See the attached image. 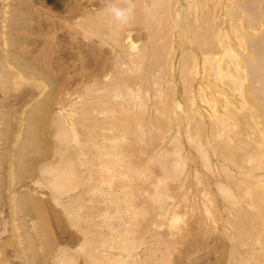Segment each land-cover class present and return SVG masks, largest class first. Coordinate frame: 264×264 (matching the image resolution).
<instances>
[{
    "label": "rangeland",
    "instance_id": "1",
    "mask_svg": "<svg viewBox=\"0 0 264 264\" xmlns=\"http://www.w3.org/2000/svg\"><path fill=\"white\" fill-rule=\"evenodd\" d=\"M22 1L0 0V264H67V251L76 252L84 237V231L77 227L75 220L71 219L67 210L69 206H72L76 196L84 199L85 206L90 207L95 204L103 205L102 207L109 206L107 208L112 213L116 212V217H119V211L113 210L125 208L124 212L128 210L131 212L126 215L130 217L128 222H131L133 218L135 220V211L144 212V215L138 216L146 227L144 228L148 232L145 230L144 232L147 234L144 233L142 236L133 233L130 236L125 232L126 234L120 237L121 233L119 235L114 232V235L118 236L110 237V242L114 239L115 241L109 243L108 247L104 248L98 243V249L95 251L99 256L106 258L103 259L105 262L122 259L120 261L126 264H264V167L262 166L264 165V140H262L264 132L263 134L260 132L264 131V125L255 124V127L250 123L251 127L243 125V128L249 126V130L237 124L233 126L235 121L230 118V113L225 108L227 101L224 99H229L232 105L238 107L237 111L241 109L239 105L247 101L242 98V88L241 91L234 90L233 92L231 88L236 87L233 86L234 82L222 79V77L226 78L223 73L220 77L219 70L216 71L217 68L213 67L216 61L206 63V56L209 55L208 57L212 58L209 52L208 55L198 53L196 62L194 61L196 72L193 74V79L187 77L188 82H183L188 74L187 61L197 52H195V40L192 35L184 38L186 42L188 39V42L190 41L185 46L186 43H183L180 33L186 27L185 18L189 21L192 17V4L197 0H166L167 3L165 0H154L157 2L155 6H159L160 10L171 4L172 13L180 16H177V19L180 20L182 27L178 26L177 30L175 28L171 31L168 28L170 25L166 26V22L161 25L162 27L153 26V29L152 27L147 29L144 23L150 22L158 26V20L164 16V13L159 15L154 12L156 18L152 17L151 14L148 15V9L151 8L148 3H152V0H134L136 7L130 23L126 27L118 28L117 25L115 27L119 30H116L118 34L115 33L117 38L114 37L112 31L114 30L112 22L108 20L110 18L103 12V0H99L100 2L98 0ZM208 1L210 4L208 3L207 9L203 11L205 16L215 11L216 20L219 21L221 18L225 21L224 26L221 27L222 32L236 37L231 27L232 22L228 18L236 0ZM260 1L262 3L259 5ZM260 1L248 0L252 3V7L254 6V12L259 6L263 8L264 0ZM214 4L216 6L218 4L215 10L213 9ZM261 9L258 8V10ZM136 21L137 24H135ZM90 23L94 26H90ZM149 31L157 35V47L154 43L152 47ZM250 32L256 35L259 29L250 30ZM128 34L133 37L136 35L137 37L134 38L137 40L141 35L147 39L138 40L136 43L138 47L129 49L128 43L130 42L124 41ZM166 40L174 45L172 43L170 45ZM215 40L205 42L204 50H209L211 44L218 42ZM123 43L125 49L122 47ZM145 43L150 51L155 48L154 53L153 50L150 52L151 58L142 62L143 64H130L129 62H133V57L139 54V50L146 47ZM123 50L129 52H126L130 54L127 58L131 60L126 58ZM131 54L134 56L132 57ZM219 54L221 53L217 55ZM185 58L188 60L186 61ZM224 59H226L225 56ZM17 60L33 67L39 77H27L17 65ZM263 60L264 57L260 62L264 68ZM205 63L207 66L211 63L212 66L208 68L203 65ZM103 72L107 73L103 74ZM263 72L264 69L260 72L262 76ZM224 82L227 83L226 86ZM185 84L190 89L189 93L186 92ZM230 84L233 87L229 86ZM127 85L131 87L133 94H129ZM111 90L120 92L118 97L112 95L109 100L108 97L104 98L107 93V96H110ZM168 92H172V99ZM201 92H205L204 95ZM252 96L254 97L253 94ZM186 97L189 98L188 102L191 101L189 102L191 103L189 119L182 111L187 106ZM262 97L264 98V95ZM208 98L216 99L218 102L211 104ZM169 100L180 104L181 108H176L177 114L176 112L168 114L169 111L166 108L169 109V103H166L170 102ZM255 103L261 110L260 106L264 100L256 99ZM42 104V108L45 109L40 107ZM39 107L43 114L45 112L44 115L40 111L38 113L41 115L34 112ZM252 108L256 110L255 106ZM241 111L239 113L244 114ZM40 116L42 119H39ZM213 117L218 122L214 121ZM225 117L227 122L233 121L231 124L234 128H238L237 130L242 128L236 138L230 135L232 133L230 126H227L229 129L227 131L226 125L229 123L222 120ZM196 118L201 119V125L198 123L199 127L198 124L196 125ZM220 123H222L221 126ZM115 126L114 130L118 131L115 136L122 137L124 141L118 138L117 145L121 143L120 147L118 145L119 148L110 149L113 142L108 138L111 144L107 136L112 135L110 133L113 131L110 128H115ZM252 127L256 129L255 132ZM76 129L78 132L75 138L78 137V140L75 142L73 141V130ZM124 129L140 135V142L139 136L137 138L131 134L132 137H126L129 133L126 132L128 133L126 134ZM34 130L36 132H33ZM33 133L34 135L38 133L39 136L36 134V137ZM122 133L126 134L124 135L126 138L122 136ZM202 135L204 137L206 135L205 142L202 140ZM258 135L261 136V140ZM227 137L232 144L228 142ZM136 139L138 141H135ZM235 140L238 141L235 142ZM36 141H38L37 144ZM251 142L257 143V146L256 144L251 145ZM233 144L237 145V151H241L239 155L233 154V150H230ZM247 144L250 145L248 149ZM238 145L246 149L242 150ZM129 147L130 150L133 148V152H137V156L132 151H128ZM251 147H253L252 150ZM258 147L260 152L257 150ZM73 149L77 151L76 160L79 162L76 175L80 174L82 177L77 190H70V193L63 186L70 185L72 182ZM109 149L111 152L116 151L122 155L123 158L119 157L120 160L123 159L122 164L127 166L132 162V166L128 165L130 168L127 166L129 170L124 165L120 168L121 172H129V175L126 174L128 177L122 176L121 172H113L111 168L100 163L108 162ZM249 152L256 154L257 157H252ZM173 157L178 159L177 162L176 160H172V163L168 162ZM132 158H135L136 163H133ZM88 159H91L97 166H92ZM237 159L240 161L237 162ZM181 161L183 164L180 163ZM167 167L170 168L169 171ZM177 170H180V176L178 174V177L170 178L169 173L174 175ZM142 172L144 173L141 176ZM139 176L141 178L138 180ZM94 178L100 180L97 182ZM129 179L135 180L131 182ZM96 183L100 184L97 187L99 192L96 189V193L100 194L95 196V190L87 191V188L92 184L97 185ZM60 192L61 197L58 195ZM129 192H133L134 195ZM91 197L94 202L90 204ZM128 198L134 200L128 201ZM91 210L93 211L92 221L95 223L114 221V215L102 221L98 213L94 209ZM87 211L88 209H84L82 213ZM72 234L79 238L82 237L81 241L73 244ZM126 247L127 250H124ZM70 264L86 263L84 257H78Z\"/></svg>",
    "mask_w": 264,
    "mask_h": 264
},
{
    "label": "bare ground",
    "instance_id": "2",
    "mask_svg": "<svg viewBox=\"0 0 264 264\" xmlns=\"http://www.w3.org/2000/svg\"><path fill=\"white\" fill-rule=\"evenodd\" d=\"M22 1V0H21ZM149 1V0H148ZM151 1V0H150ZM153 2H154V0H152ZM166 1V0H165ZM165 1H163V2H165ZM174 1V0H173ZM216 1V0H215ZM214 1V2H215ZM221 1V0H220ZM233 1V0H232ZM235 1V0H234ZM251 2H252V0H250ZM258 1V0H257ZM260 1V0H259ZM22 2H24V1H22ZM21 2V3H22ZM94 2V1H93ZM98 2H100L99 0H98ZM102 2V1H101ZM148 3V4H150L149 6L151 7V8H149L148 9V11H149V14L148 15H150L151 14V16L152 17H154L155 15H154V12H155V14H159L160 15V13H162V15H163V13H164V16H162V17H160V16H157V17H160L159 18V20H158V22H159V24H158V26H155V25H152L150 22V24L152 25V26H150V24L149 23H144V25L146 26V28L147 29H151V27H152V29H153V26L154 27H156V28H158L159 26H161V25H163L165 22H166V26L167 25H170L168 28H170V31L171 30H174L176 27H178V26H180V27H182L181 25H180V20H178L177 19V16L176 15H174L172 12H173V10L171 11V9H170V7L172 6L171 4H170V6L169 7H167L166 6V8H161V10H160V8H158L159 6H155V4L157 3L156 1L154 2V3ZM178 2V1H177ZM231 2V1H230ZM166 3H167V1H166ZM192 3V2H191ZM208 3H209V1L208 0H197L196 2H194L193 1V4H192V17L189 19L188 17H187V19H189V21H187L186 20V18H185V29H181L182 30V32L180 33L181 35H180V38H182L183 39V43L185 44V46L187 45V44H189L190 43V41L188 42V40H187V42H186V40H184V38L186 37V36H189V35H192V37L194 38V42H195V52H197V54H195L193 57H191L192 56V54H191V58L187 61L186 60V58H185V60L187 61V64L186 65H188V69H186V71H187V73L188 74H186L187 76L185 77V78H187V77H189V78H192L193 77V74H194V72H196V64H194V61L196 62V60L195 59H197V57H198V53L199 54H202V53H204L203 55H206L208 52L210 53V54H212V56H210V57H212V58H209L208 56H206V63L208 64V62H210V61H216L217 63H216V65H214V63H212L214 66V68H217L216 69V71L217 70H219V75H220V77H222L221 76V74L223 73V75L224 76H226V78L224 77H222V79H226V80H229V81H233L234 83V85L233 86H236L235 88H231V87H229V88H231V90L233 91V92H235L234 90H240L241 91V88H242V93H243V97L242 98H244L246 101H247V103H245V102H243V104H241V105H239L240 106V110H242L243 112H244V114H241V113H239V111H237V109H238V107H236V106H234V104L232 105L228 100H226V99H224V101H227V104L226 103H224V104H226V110L230 113V118H232L234 121H235V123H233V126H236V124L240 127H242L243 128V125H249V123H250V125H252V126H254L255 127V124L256 125H258V124H263L264 125V103H262L261 105L262 106H260V108H261V110H259L258 108H257V105H256V103H255V100L256 99H263L264 100V98L262 97L263 95H264V75L262 76L261 74H260V72L264 69L263 68V66H262V64H261V60H262V58L264 57V5H263V8L261 9V7L259 6L258 8H260L261 10H258V8H256L257 9V11L256 12H254V10H253V7H252V3H249L248 2V0H236L235 2H234V6H233V8H232V10L229 12L230 14H228L229 15V17L228 18H230V21L232 22V24H231V27H232V29H234V33H235V36L236 37H233V36H231L230 35V33H227V32H222V29H221V27H222V25L224 26V24H225V21L224 20H221V18H220V20L219 21H217L216 20V17L214 16V13H215V11H213V12H211V13H209L208 15L210 16H205V14L203 13V11H204V9L206 8L207 9V6H208ZM217 3V2H216ZM255 3V2H254ZM262 2L260 1V3H259V5L261 4ZM97 4V3H96ZM100 4V3H99ZM148 4H147V6H148ZM160 4V3H159ZM164 4V3H163ZM210 4V3H209ZM211 4H212V2H211ZM218 4L220 5V3L218 2ZM218 4H217V6H218ZM232 4H233V2H232ZM256 4H257V2H256ZM182 5V4H181ZM227 5V4H226ZM103 6V5H102ZM179 6V5H178ZM214 6V10H215V7H217L215 4L213 5ZM257 6V5H256ZM80 7V6H79ZM135 7H136V5H135ZM160 7H163V6H160ZM191 7V6H190ZM224 7V6H223ZM226 7V6H225ZM227 7H228V5H227ZM77 8V7H76ZM83 8V7H82ZM87 8V7H86ZM176 8V7H175ZM180 8V7H179ZM181 8H182V6H181ZM188 8V7H187ZM229 8V7H228ZM173 9V8H172ZM186 9V8H185ZM209 9V8H208ZM212 9V10H213ZM255 9V8H254ZM137 10V9H136ZM176 10V9H175ZM174 10V11H175ZM74 12V14H75V10H73ZM91 11V10H90ZM182 11V10H181ZM180 11V12H181ZM186 11V10H185ZM191 11V10H190ZM78 12V11H77ZM140 12V11H139ZM142 12V11H141ZM210 12V11H209ZM220 12V11H219ZM225 12H227V11H225ZM224 12V13H225ZM82 13V12H81ZM90 14H91V12H89ZM89 13H87L88 15H90ZM137 13V12H136ZM182 13V12H181ZM188 13H189V10H188ZM187 13V14H188ZM217 13H218V11H217ZM246 13V14H245ZM84 14V13H83ZM85 14H86V11H85ZM105 14V13H104ZM190 14V13H189ZM243 14H244V16H243ZM69 15V14H68ZM87 15V16H88ZM147 15V14H146ZM106 16V15H105ZM176 16V17H175ZM109 17V16H108ZM108 17H106V18H108ZM143 17V16H142ZM152 17H151V19H152ZM178 17H180V16H178ZM227 17V16H226ZM89 18H90V16H89ZM95 18H97V17H95ZM104 17H102V20H104L103 19ZM110 18V17H109ZM155 18H156V16H155ZM181 18H182V16H181ZM223 18V17H222ZM139 19V18H138ZM138 19H136V20H138ZM147 20H148V18H146ZM227 19V18H226ZM92 20V19H91ZM108 20H111V18L110 19H108ZM107 20V21H108ZM139 20H141V19H139ZM95 22H97V21H95ZM110 22V21H109ZM108 22V24L109 25H111V23H109ZM111 22H112V20H111ZM141 22H143V21H141ZM163 22V23H162ZM230 22V23H231ZM88 22H86V24H87ZM182 23V22H181ZM182 23V24H183ZM92 23H90V26H94L93 24L91 25ZM105 24V23H104ZM131 24H132V22H131ZM135 24H137V21H136V23ZM139 24V23H138ZM96 25V24H95ZM106 25V24H105ZM112 25H113V29L115 30H112L113 31V34H114V37H116L115 36V33L116 34H118L117 33V31L116 30H118L117 28H115L116 27V25H114L113 24V22H112ZM45 26V25H44ZM184 26V25H183ZM87 27H88V25H87ZM106 27V26H105ZM108 27V26H107ZM110 27V26H109ZM118 28H121L120 26H117ZM123 27V26H122ZM124 27H126V26H124ZM130 27V26H129ZM162 27V26H161ZM163 27H165V25L163 26ZM261 27H263V29H261ZM171 28H173V29H171ZM74 29V28H73ZM88 29V28H87ZM123 29V28H122ZM254 29H259V32H258V34H256V35H253L251 32H250V30H254ZM42 30V29H41ZM93 30V29H92ZM155 30H157V29H155ZM176 30H177V28H176ZM180 30V29H179ZM73 31V30H72ZM75 31V30H74ZM77 31V30H76ZM119 31V30H118ZM153 31V30H152ZM152 31H149L150 32V34H151V44L152 43H154V45H155V47H157V35L155 36V32H153V34H152ZM168 31H169V29H168ZM122 32V31H121ZM158 32H160L159 30H158ZM163 32V31H162ZM232 32V33H233ZM120 33V32H119ZM164 33V32H163ZM233 33V34H234ZM70 34V33H69ZM76 34H78V33H76ZM106 34H107V32H106ZM139 34V33H138ZM165 34V33H164ZM163 34V37H165V35ZM167 34H169V33H167ZM166 34V35H167ZM173 34V33H172ZM112 35V34H111ZM109 36H110V34H109ZM150 36V35H149ZM160 36H162V35H160ZM177 36H178V34H177ZM114 37H112V38H114ZM119 37V36H118ZM134 37H137L136 35L134 36ZM132 35H130V34H128V35H126V37L124 38V41H129L130 43H128L129 45H128V48L129 49H131V48H135L136 46H137V42H138V40L140 41V40H142V39H145L144 38V35H141L140 37H139V39L137 40V38H134ZM162 37V39L163 40H165V38H163ZM191 37V38H192ZM117 38V37H116ZM169 38V37H168ZM171 38L173 39V36H171ZM190 38V37H189ZM126 39V40H125ZM137 40V41H135V40ZM147 39V38H146ZM149 39V40H150ZM213 39H216L218 42L216 43H214L213 45L211 44V46L209 47V50L207 49V51H205L204 50V48L203 47H206V46H204V44H205V42H209L210 40H213ZM112 40H114V39H112ZM117 40V39H116ZM115 40V41H116ZM123 40V39H122ZM148 40V41H149ZM175 40V39H174ZM192 40V39H191ZM215 40V41H216ZM167 41V40H166ZM165 41V42H166ZM122 42V41H121ZM121 42H120V44H121ZM150 42V41H149ZM168 42V41H167ZM166 42V43H167ZM214 42V41H213ZM125 43V42H124ZM124 43H123V46L122 47H124L125 45H124ZM166 43H164V44H166ZM169 44L170 43H172L171 41L170 42H168ZM193 43V42H192ZM146 44V47H142L140 50H139V54L137 55V57H133L134 56V54L132 55L131 54V56L134 58V59H132L133 60V62H129L130 64L132 63L133 65H138V64H140V63H142V62H144L145 60H148L149 58H151L149 55H150V52L153 50V48L151 49V51L148 49V45H147V43H145ZM150 44V45H151ZM173 44V43H172ZM87 45V44H86ZM122 45V44H121ZM153 45V44H152ZM151 45V46H152ZM154 45L152 46V47H154ZM158 45H160L159 44V42H158ZM171 45V44H170ZM174 45V44H173ZM191 45V44H190ZM206 45V44H205ZM31 46V45H30ZM127 46V45H126ZM145 46V45H144ZM169 46V45H168ZM168 46H167V48H168ZM85 47V46H84ZM120 47V46H119ZM122 47H120V48H122ZM138 47V46H137ZM159 47V46H158ZM172 47H174V46H172ZM172 47H171V49H172ZM190 47V46H189ZM193 47V46H192ZM126 47H124V49H125ZM166 48V47H165ZM191 48V47H190ZM239 48H241L240 50H239ZM157 49V48H156ZM170 49V48H169ZM128 50V49H127ZM176 50V49H175ZM192 50V49H191ZM154 51H155V48H154V50H153V53H154ZM164 51H165V49H164ZM121 52H122V50H121ZM123 52H124V54L127 52V53H129L128 51H124L123 50ZM162 52V51H161ZM165 52H167V51H165ZM171 52V51H170ZM185 52V51H184ZM188 52V51H187ZM192 52V51H191ZM5 53V52H4ZM126 53V58H127V56L128 55H130V54H127ZM131 53V52H130ZM218 53H221V54H219V55H217ZM122 54V53H121ZM152 54V53H151ZM163 54V53H162ZM161 54V55H162ZM168 54V53H167ZM170 54V53H169ZM173 54V52L171 53V55ZM185 54H186V52H185ZM152 55H154V54H152ZM189 55V54H188ZM122 56H123V54H122ZM130 56V57H131ZM136 56V55H135ZM170 56V55H169ZM201 56V55H200ZM224 56H225V58L226 59H224ZM124 57V56H123ZM131 57V58H132ZM228 57V58H227ZM16 58V57H15ZM129 58V57H128ZM127 58V59H128ZM152 58H154V57H152ZM165 58V57H164ZM168 58V57H167ZM104 59V58H103ZM107 59V58H106ZM111 59V58H110ZM109 59V60H110ZM126 59V60H127ZM161 59H162V57H161ZM174 59V58H173ZM129 60H131L130 58H129ZM158 60V59H157ZM201 60V59H200ZM200 60H198V61H200ZM164 61H165V59H164ZM172 61V60H171ZM221 61H223V63H221ZM264 61V60H263ZM168 62H169V60H168ZM204 62V61H203ZM17 65L24 71V73L27 75V77H31V76H35V77H39L38 76V74L37 73H35V70H34V68L33 67H30V65H27L26 63H24V62H22V61H18L17 60ZM172 63V62H171ZM197 63H199V62H197ZM206 63L205 64H203V65H206ZM143 64V63H142ZM210 65H211V63H209ZM132 65V66H133ZM210 65L209 66H207L206 65V67H210ZM16 66V65H15ZM109 66V65H108ZM108 66H104V67H108ZM131 66V65H130ZM130 66H129V68H130ZM171 66H172V64H171ZM170 66V67H171ZM212 66V65H211ZM99 67V66H98ZM138 67V66H137ZM213 68V71L215 70ZM95 69V68H94ZM105 69V68H104ZM103 69V70H104ZM171 69V68H170ZM131 70H133V68L131 69ZM104 71H107V69L106 70H104ZM166 71V70H165ZM109 72V71H108ZM167 72V71H166ZM170 72V71H169ZM168 72V73H169ZM6 73V72H5ZM4 73V74H5ZM107 72H103V74H106ZM264 73V72H263ZM102 74V73H101ZM115 75V74H114ZM171 75V74H170ZM195 75H196V73H195ZM184 76V75H183ZM34 77V78H35ZM53 77V76H52ZM105 77H107V76H105ZM118 78V77H117ZM168 78H169V76H168ZM183 78V77H182ZM189 78H187V79H185L184 80V78H183V82H188V80H189ZM127 79V78H126ZM170 79V78H169ZM173 79V78H172ZM193 79V78H192ZM191 79V80H192ZM220 79V82H221V78H219ZM6 80V79H5ZM9 80V79H8ZM47 80H49V79H47ZM168 80V79H167ZM174 80V79H173ZM172 80V81H173ZM237 80H239V81H237ZM224 81V80H223ZM228 81V82H229ZM236 81V82H235ZM116 82V81H115ZM160 82H161V80H160ZM226 82V81H225ZM224 82V85L225 84H227V83H225ZM223 83V82H222ZM230 83V82H229ZM231 84H232V82H231ZM229 85V86H232V85ZM109 85V84H108ZM130 85V84H129ZM137 85V84H136ZM222 85V84H221ZM128 86V85H127ZM132 86V85H131ZM134 86V85H133ZM169 86V85H168ZM226 86V85H225ZM225 86H223V87H225ZM232 86V87H233ZM211 87V86H210ZM215 87V86H214ZM213 87V88H214ZM219 88V87H218ZM228 88V89H229ZM128 90V92H129V94H133V91H132V89H131V87H129L128 86V88H127ZM173 89V88H172ZM185 89H186V92H190V89H189V87L187 86V84H185ZM201 89V88H200ZM212 89V88H211ZM221 89V88H220ZM227 89V87L225 88V90ZM108 90H110V89H108ZM108 90H106V92H108ZM192 90V89H191ZM203 90H205V89H203ZM215 90H216V87H215ZM168 91H172V90H168ZM201 91V90H200ZM218 91H219V89H218ZM111 92H114V93H111ZM216 92V91H215ZM225 92V91H224ZM229 92H230V90H229ZM111 93V94H110ZM110 93H109V95L110 96H107V94H105V96H104V98H107L108 100L109 99H111V97H112V95L113 96H117L118 97V95L120 94V92H117V91H115V90H111L110 91ZM126 93V92H125ZM168 93H170V92H168ZM172 93V92H171ZM168 94L169 95V97H171L170 99H172V94ZM185 93V92H184ZM202 94L203 93H205V92H201ZM224 94V93H223ZM252 94L254 95V97L252 96ZM261 94H262V96H261ZM164 95V94H163ZM167 95V94H166ZM187 95V94H186ZM204 95V94H203ZM202 95V96H203ZM207 95V94H206ZM101 96H103V94L101 95ZM201 96V95H200ZM225 96H227V95H225ZM242 96V95H241ZM110 97V98H109ZM192 97V96H191ZM194 97V96H193ZM204 98H206L205 96H203ZM103 98V97H102ZM187 98V106H185L186 108H183L182 109V111H183V113L184 114H186V116H188V119H189V116H190V113H191V103L189 104V102H191V101H189L188 102V100H189V98H190V95H189V98L188 97H186ZM226 98H228V96L226 97ZM106 99V100H107ZM209 99V101L211 102V104H212V102L213 103H215V102H218L216 99H213V98H208ZM231 99V98H230ZM244 99H243V101H244ZM184 100H186V99H184ZM191 100V99H190ZM204 100V99H203ZM206 100H207V98H206ZM127 101V100H126ZM170 102H167L166 104H168L169 103V109L168 108H166L169 112H168V114L170 113V114H174V112H176L175 114H177V107L178 108H181V106H180V104H176V101H175V103H174V101L173 102H171L172 100H169ZM232 101V100H231ZM185 102V101H184ZM258 102H260V100L258 101ZM261 102H263V101H261ZM160 103V102H159ZM234 103V102H233ZM242 103V102H241ZM44 104V103H43ZM43 104L40 106L41 108H42V106H43ZM157 104V103H156ZM165 104V105H166ZM193 104H195V103H193ZM216 104V103H215ZM238 104V103H237ZM159 105V104H158ZM164 105V106H165ZM214 105V104H213ZM218 105V104H217ZM48 106V105H47ZM47 106H46V108H47ZM162 106V105H161ZM212 106V105H211ZM256 107V110H254L252 107ZM37 107V106H36ZM40 107L39 108H37L38 109V111H36V110H34V112L36 113H38L39 111H40ZM165 107H168V105L167 106H165ZM194 107V106H193ZM44 108V107H43ZM42 108V109H43ZM131 108V107H130ZM212 108H213V106H212ZM224 108V109H225ZM35 109V108H34ZM45 109V108H44ZM254 111H253V110ZM132 110V109H131ZM167 110H165L166 112H167ZM44 111V110H43ZM130 111V110H129ZM162 112L164 111L163 109L161 110ZM241 111V112H242ZM180 112V111H179ZM36 113V114H37ZM40 113H42L41 111H40ZM40 113H38V114H40ZM182 113V114H183ZM263 113V114H262ZM37 114V115H38ZM43 114V113H42ZM44 114H45V112H44ZM43 114V115H44ZM169 114V115H170ZM193 114V113H192ZM31 115H32V113H31ZM37 115H33V116H37ZM41 115V114H40ZM43 115H42V117H43ZM166 115V114H165ZM195 115V114H194ZM119 116V115H118ZM124 116V115H123ZM168 116V115H167ZM180 116V115H179ZM229 116V115H228ZM228 116H226V117H228ZM31 117V116H30ZM42 117L40 116V118L39 119H42ZM134 117V116H133ZM169 117V116H168ZM167 117V118H168ZM218 117V116H217ZM226 117H225V119H222V120H225L226 121ZM32 118H34V117H32ZM44 118V117H43ZM117 118V117H116ZM178 118V117H177ZM180 118H182V117H180ZM179 118V119H180ZM192 118H194V117H192ZM213 118H215V117H213ZM219 118H221V117H219ZM222 118H224V117H222ZM31 119V118H30ZM38 119V118H37ZM38 119V120H39ZM188 119H186V120H188ZM229 119V118H228ZM126 120V119H125ZM178 120V119H177ZM195 120H197L195 123H196V125L199 123L200 125H201V119H195ZM37 120H35V122H36ZM138 121V120H137ZM185 121V120H184ZM183 121V122H184ZM214 121H217V119L215 118V120ZM220 121V120H219ZM229 121H231V119L229 120ZM32 122V121H31ZM133 122V121H132ZM218 122V121H217ZM227 122V121H226ZM231 122H233V121H231ZM231 122H227V123H229L228 125H226V127L227 126H230L229 128H230V131L233 133V135H232V133L231 132H229V133H231L230 135L231 136H233V138L235 137L236 138V136H237V134H238V132H239V130L240 129H242V128H240L239 130H237L238 128H234L233 126H232V124H231ZM39 124L41 123L42 124V122H38ZM170 123V122H169ZM182 123V122H181ZM202 123H203V121H202ZM223 123H225L224 121H223ZM33 124H34V122H33ZM35 124H37V122L35 123ZM35 124H34V127H36L35 126ZM149 124V123H148ZM185 124V123H184ZM198 124V127L200 126ZM226 124V123H225ZM31 125V124H30ZM112 125H113V123H112ZM121 125V124H120ZM129 125V124H128ZM133 125V124H132ZM222 125V123H220V126ZM249 125V126H250ZM37 126H39V125H37ZM41 126V125H40ZM39 126V127H40ZM122 126V125H121ZM125 126V125H124ZM216 126H217V124H216ZM248 126V127H249ZM33 127V128H34ZM111 127V126H110ZM136 127H138L137 126V123H136ZM162 127V126H161ZM215 127V126H214ZM224 127H225V125H224ZM246 127V126H245ZM243 128V129H247V128ZM251 127V126H250ZM38 128V127H37ZM118 128V127H117ZM129 128V127H128ZM139 128H141L140 126H139ZM146 128V127H145ZM220 128H223V127H220ZM253 128V127H252ZM252 128H251V130H252ZM111 129V131H113V133H110V134H112L111 136L109 135V136H107V139L109 138V139H111L112 140V142H113V145H111L112 143L110 142V140H109V142L111 143H109V145H111L110 147V149H112L113 147L115 148V147H118V145L119 144H121V143H119L118 145H117V143H118V141H119V139L120 138H122V137H116L115 136V134H116V132H118V131H116V130H114V129H116V126H115V128L114 127H112V128H110ZM200 129V128H199ZM226 129H228V127L226 128ZM258 129H259V127H258ZM30 130V129H29ZM31 130H32V128H31ZM30 130V131H31ZM39 130V129H38ZM118 130V129H117ZM120 130V129H119ZM125 130V129H124ZM127 130V129H126ZM125 130V133L126 132H128V133H126V134H128V135H126V134H123L124 132H123V130H121L123 133V137L124 138H126L127 136H131V134H132V136H134L135 134L133 133V131H132V133H131V131L129 132V130L128 131H126ZM131 130H133V128H131ZM136 130H138V128L136 129ZM215 130H216V127H215ZM215 130H214V132H215ZM223 130H225V128H223ZM248 130H249V128H248ZM247 130V131H248ZM250 130V131H251ZM253 130H254V128H253ZM261 130V129H260ZM259 130V131H260ZM69 131V130H68ZM74 131V138H73V141H75L76 142V140H78V137H77V139L75 138L76 136H77V129L76 130H73ZM110 131V132H111ZM217 131H218V129H217ZM220 131H222V130H220ZM227 131H229V129L227 130ZM226 131V132H227ZM243 131V130H242ZM256 131V129L254 130V132ZM33 132H36V130H34ZM135 132V131H134ZM200 132V131H199ZM241 132V131H240ZM249 132V131H248ZM247 132V133H248ZM254 132H253V134H254ZM261 133L262 132H264L263 130H261L260 131ZM32 133V132H31ZM121 133V132H120ZM120 133H119V135H120ZM139 133V132H138ZM201 133V132H200ZM216 133V132H215ZM215 133H213V134H215ZM219 133H222V132H219ZM244 133H246V131L244 132ZM37 135H38V133H36ZM36 134L34 135V133H33V135L34 136H36ZM41 134V133H40ZM73 134V133H72ZM202 134V133H201ZM205 134V133H204ZM218 134V133H217ZM223 134V133H222ZM225 134H227V133H225ZM243 134V133H242ZM249 134V133H248ZM257 134V132L255 133V135ZM263 134V133H262ZM124 135H126V137L124 136ZM220 136H221V134H219ZM228 135V134H227ZM247 135V134H246ZM251 135V134H250ZM264 135V134H263ZM263 135H262V137H263ZM29 136H30V134H29ZM33 136V137H34ZM39 136V135H38ZM131 136V137H132ZM135 136H137V138H138V136H139V142H140V135H138V134H136ZM134 136V137H135ZM208 136V135H207ZM229 136V135H228ZM241 136V135H240ZM239 136V137H240ZM257 136V135H256ZM258 136H260V135H258ZM32 137V136H31ZM37 137V136H36ZM35 137V138H36ZM41 137V136H40ZM39 137V138H40ZM111 137V138H110ZM205 137H206V135H205ZM204 137V135H202V140L205 142V138ZM30 138V137H29ZM38 138V139H39ZM119 138V139H118ZM228 139V142H230L229 141V137H227ZM264 138V137H263ZM33 139V138H32ZM123 139V138H122ZM135 139V138H134ZM200 139V138H199ZM232 139V138H231ZM256 139H257V137H256ZM36 140H37V138H36ZM41 140V139H40ZM71 140V139H70ZM126 140V139H125ZM207 140V139H206ZM239 140V139H238ZM237 140V141H238ZM243 140H244V138H243ZM260 140H261V136H260ZM262 140H264V139H262ZM121 141V140H120ZM122 141H124V139L122 140ZM135 141H138L137 139L135 140ZM135 141H133V142H135ZM212 141V140H211ZM236 140H235V142H237ZM241 141V140H240ZM255 141V140H254ZM257 142H258V140H256ZM255 141V142H256ZM30 142V141H29ZM33 142V141H32ZM31 142V143H32ZM37 142L38 141H36V144H37ZM226 142V141H225ZM227 142V145L229 144ZM245 142H247V141H245ZM245 142H243L244 144H245ZM262 142V141H261ZM136 143H138V142H136ZM239 143V142H238ZM29 144V143H28ZM124 144V143H123ZM223 144V143H222ZM230 144H232L231 142H230ZM248 144H249V142H248ZM247 144V145H248ZM252 144H256V146H257V143H254V142H251V145ZM261 144V143H260ZM263 144V143H262ZM32 145V144H31ZM61 145H62V143H61ZM108 145V146H109ZM117 145V146H116ZM139 145V144H138ZM226 145V146H227ZM241 145V144H240ZM243 145V144H242ZM246 145V144H245ZM122 146V145H121ZM140 146V145H139ZM219 146H221V145H219ZM230 146V145H229ZM237 145L236 144H233V146H232V149H230V150H233V154L235 153L236 155H239L240 153H241V151L239 152V151H237V147H236ZM239 146V145H238ZM249 146V147H248ZM247 146V149L248 148H250V145H248ZM256 146H253V147H256ZM264 146V145H263ZM75 147V146H74ZM119 147H120V145H119ZM118 147V148H119ZM138 147V146H137ZM221 147H223V145L221 146ZM220 147V148H221ZM228 147V146H227ZM240 147V146H239ZM243 147V146H242ZM253 147H251V150H252V148ZM132 148V147H131ZM220 148H218V149H220ZM225 148V147H224ZM228 148H231V146L230 147H228ZM241 148V147H240ZM59 149V148H58ZM109 149V151H110V154H109V156L107 157L108 159V162H100L101 164H104V165H106L109 169L111 168L112 170H113V172H121V170H120V168L121 167H123L122 165H124V164H122V160H120L121 158H123L122 157V155L121 154H118L116 151H113V152H111V150ZM129 150L128 151H132L133 152V148H132V150H130V147L128 148ZM152 149V148H151ZM222 149V148H221ZM242 149V148H241ZM244 149H246V148H244ZM244 149H242V150H244ZM261 150H263V148H260ZM94 151H95V149H93ZM114 150H116V149H114ZM120 150V149H119ZM153 150V149H152ZM226 150V149H225ZM258 151H259V147H258V149H257ZM73 151H74V157L72 158L71 157V159L73 160L74 159V163H73V161L72 162H70L72 165H73V170L71 171V174H72V172H73V174H72V176L71 177H73V178H71L72 179V182H71V184L70 185H67L66 184V186L64 185L63 187L65 188L66 187V189L67 190H69V192L71 193V191L70 190H77V188L79 187V185L81 184V175L80 174H78V175H76V168H78V163L79 162H77V160H76V158H77V151L76 150H74L73 149ZM93 151V152H94ZM121 151V150H120ZM127 151V153H129ZM135 151V150H134ZM229 151V150H228ZM247 151V150H246ZM250 151V150H249ZM254 151H256V149H254ZM257 151V152H258ZM90 152V151H89ZM132 152H131V154H132ZM145 152V151H144ZM150 152H152V151H150ZM260 152V151H259ZM73 153V152H72ZM109 153V152H108ZM126 153V154H127ZM134 153V155H136L137 156V152L135 151V152H133ZM136 153V154H135ZM232 153V152H231ZM247 153V155H248V152H246ZM250 153V152H249ZM130 154V153H129ZM250 154H252L251 156L253 157H255L256 156V154H254V153H250ZM249 154V155H250ZM254 154V155H253ZM258 154V153H257ZM61 155H63V154H60V156ZM67 155V154H66ZM134 155H131V156H134ZM242 155V154H241ZM243 155H244V153H243ZM259 155H261V154H259ZM264 155V154H263ZM262 155V156H263ZM64 156V155H63ZM62 156V157H63ZM178 156V155H177ZM228 156V155H227ZM231 156V155H230ZM230 156H229V158H230ZM102 157V156H101ZM119 157H121L120 159H119ZM180 157V156H179ZM232 157V156H231ZM234 157V156H233ZM238 157H240V156H238ZM243 157V156H242ZM241 157V158H242ZM257 157V156H256ZM261 157V156H260ZM102 158H104V156L102 157ZM129 158V157H128ZM127 158V159H128ZM171 158V157H170ZM174 158V157H173ZM170 159L168 162H171L172 160H176L175 162H177V158H174V159ZM106 159V158H105ZM133 159V158H132ZM135 159V158H134ZM133 159V160H134ZM168 159V158H167ZM183 159V158H182ZM186 159V158H185ZM234 159V158H233ZM258 159V158H257ZM60 160H62V159H60ZM89 160V162H90V164L92 165V166H95L96 164L95 163H93L92 161H91V159H88ZM137 160H138V158H137ZM238 160V159H237ZM63 161V160H62ZM122 161V162H121ZM136 160H134L133 161V163L135 162ZM141 161V160H140ZM240 160H238L237 162H239ZM119 162H121L120 164H119ZM130 162H131V160H130ZM139 162V161H138ZM236 162V161H235ZM236 162V163H237ZM60 163H61V161H60ZM124 163V162H123ZM136 163V162H135ZM172 163V162H171ZM170 163V164H171ZM180 163H182V161L180 162ZM264 163V162H263ZM97 164H99V163H97ZM129 164H131V166H132V162L131 163H129ZM128 164V165H129ZM168 164V163H167ZM183 164V163H182ZM234 164V163H233ZM72 165H70V166H72ZM127 165V166H128ZM137 165V164H136ZM151 165V164H150ZM153 165V164H152ZM184 165H185V162H184ZM183 165V166H184ZM237 165H238V163H237ZM80 166V165H79ZM97 166V165H96ZM124 166H126V164L124 165ZM126 166V167H127ZM138 166V165H137ZM169 166V165H168ZM263 167H264V165H262ZM261 166V167H262ZM129 167V166H128ZM128 167H127V169H128ZM134 167V166H133ZM136 167V166H135ZM170 167V166H169ZM169 167H167V168H169ZM181 167H182V165H181ZM239 167H240V165H239ZM254 167V166H253ZM258 167V166H257ZM261 167H260V169H261ZM80 168V167H79ZM130 168V167H129ZM137 168V167H136ZM250 167H248V169H249ZM254 168H256V166L254 167ZM259 168V167H258ZM70 169H72V167L70 168ZM137 169H139L140 170V168L138 167ZM181 169V168H180ZM129 170V169H128ZM155 170V169H154ZM153 170V171H154ZM167 170V169H166ZM170 170V168L168 169V171ZM175 170H176V167H175ZM127 171V170H126ZM142 171V170H141ZM140 171V172H141ZM147 171V170H146ZM152 171V172H153ZM167 171V172H168ZM183 171V170H182ZM252 171V170H251ZM257 171H259V170H257ZM149 172V171H148ZM156 172V171H155ZM166 172V175L168 174ZM171 172V171H170ZM172 172H174L173 170H172ZM177 173L176 174H174L173 175V173H169L171 176H170V178L173 176H177L179 173H180V170H177L176 171ZM70 173V172H69ZM75 173V174H74ZM121 173H123L122 174V176H126V177H128L127 175H129L128 173L129 172H125V171H123V172H121ZM136 173H138V172H136ZM144 172H142L141 173V176H142V174H143ZM68 174V173H67ZM127 174V175H126ZM139 174V173H138ZM169 174L167 175V176H169ZM189 174V173H188ZM251 174V173H250ZM132 175V174H131ZM137 175V174H136ZM140 175V174H139ZM63 176V175H62ZM134 176V175H133ZM138 176V175H137ZM155 176V175H154ZM178 176H180V174L178 175ZM177 176V177H178ZM254 176V175H253ZM19 178V177H18ZM18 178L16 179L17 181H18ZM69 178V177H68ZM123 178V177H122ZM133 178H136V177H133ZM138 178V180L141 178L140 176L139 177H137ZM136 178V179H137ZM251 178V177H250ZM249 178V179H250ZM15 179V178H14ZM64 179V178H63ZM125 179H127L128 180V178H125ZM200 179V178H199ZM61 180V179H60ZM94 180L95 181H99V180H97V178H94ZM129 180H131V182H132V180L134 181L135 179H129ZM246 180V179H245ZM66 181V180H65ZM250 181V180H249ZM60 182V181H59ZM125 182V181H124ZM128 182H130V181H128ZM60 183H62V182H60ZM18 184V183H17ZM62 184H65L64 182L62 183ZM97 185H95V184H92V185H89V188H87V191H92V190H95L94 192H95V196L97 195V194H100V193H98L99 191H98V189H97V187L100 185L99 183H96ZM125 184V183H124ZM127 184V183H126ZM129 184H132V183H129ZM128 184V185H129ZM62 186V185H61ZM69 186V187H68ZM71 186V187H70ZM132 186V185H131ZM130 186V187H131ZM194 186H196V185H194ZM69 188V189H68ZM96 189H97V193H96ZM67 190H64L65 192L67 191ZM59 191H61V190H59ZM58 191V192H59ZM63 191V192H64ZM68 192V193H69ZM258 192V191H257ZM130 193V192H129ZM254 193V192H253ZM61 192L58 194L60 197H61ZM130 194H133V192L132 193H130ZM252 194V193H251ZM77 195V194H76ZM134 195V194H133ZM253 195V194H252ZM57 196V195H56ZM59 199V198H58ZM190 199V198H189ZM75 201L74 202H72L73 204H72V206H69L70 208H68L67 210H68V212H69V214L68 215H70L71 216V219L72 220H75L74 222H75V224L77 225V227L78 228H80L82 231H84V237H83V241H82V243L80 242L81 240L80 239H82V237L81 238H79L77 235H75V234H72V243L73 244H75V243H79L80 242V248L75 252V251H67V254H66V256H67V264H70L72 261H74L75 259H78V257H84V262L86 263V264H126L125 262H123V261H120V260H122V259H120L119 261H111V262H105L103 259H106L105 257L103 258L102 256H99L98 255V253L95 251V250H97L98 249V243H100L101 245H103L104 246V248L105 247H108V244L109 243H113V241H115V239L113 240V239H111V241L112 242H110V237L112 236V238H115V237H117L116 235H114L115 233L114 232H116V233H119V235H120V233H121V235H120V237L121 236H123V234H126L127 233V235L128 234H130V236L133 234V233H136V234H144L145 232H144V230H145V226L143 225V223H142V220L140 219V217H141V215L140 214H142V215H144L143 213H141L140 211H135V220H134V218L131 220V222H128L129 220L128 219H130V217L129 216H126V215H128V214H130L131 212L128 210V211H125L124 212V209H119L118 208V210H113V211H119V214L121 215L122 214V216H120L119 215V217H116L115 216V213H112V212H110V209L109 208H107V207H109V206H106V207H102L103 205H101V206H99V205H96L95 204V206L93 205V206H85L84 205V199L83 198H78V196H76V199H74ZM134 200V199H133ZM132 200V198H128V201H133ZM82 201H83V203H82ZM89 203L91 204V202H94V200H93V197H91L90 199H89ZM128 201H126V202H128ZM57 202H58V200H57ZM58 203H60V201L58 202ZM130 203V202H129ZM132 203V202H131ZM251 204V203H250ZM253 204V203H252ZM111 208V207H110ZM84 209H88V211L86 212V213H82L83 212V210ZM91 209H94L95 211H96V213H98V217H101L102 219V221H104L103 219H107L110 215H114L113 217H114V221L113 222H100V223H95V222H93L92 221V219H93V214H92V210ZM84 214H86V216H84ZM138 215H140V217L138 216ZM118 216V215H117ZM111 217V216H110ZM112 217V218H113ZM70 218V217H69ZM131 218H132V216H131ZM125 219H127V220H125ZM143 219V218H142ZM74 224V225H75ZM75 225V226H76ZM100 225V226H99ZM145 227V228H144ZM105 229H108V230H105ZM145 231H147V230H145ZM126 232V233H125ZM148 232V231H147ZM145 234H147V233H145ZM135 235V234H134ZM140 235V236H141ZM114 236V237H113ZM126 236V235H125ZM143 236V235H142ZM102 237V238H101ZM136 237H137V235H136ZM145 237V236H144ZM130 238V237H129ZM132 238V237H131ZM142 238V237H141ZM122 239H125V238H122ZM127 240V239H126ZM125 240V241H126ZM130 240V239H129ZM116 241H117V238H116ZM123 241V240H122ZM128 241V240H127ZM124 242V241H123ZM127 243V242H126ZM128 244H132L131 242L129 243L128 242ZM133 247H135V245H132ZM129 247V246H128ZM110 248H112V247H110ZM129 249V248H128ZM124 250H127V247L124 249ZM236 256V255H235ZM68 259H69V262H68ZM100 259H101V261H100ZM239 259V258H238Z\"/></svg>",
    "mask_w": 264,
    "mask_h": 264
},
{
    "label": "clouds",
    "instance_id": "3",
    "mask_svg": "<svg viewBox=\"0 0 264 264\" xmlns=\"http://www.w3.org/2000/svg\"><path fill=\"white\" fill-rule=\"evenodd\" d=\"M103 12L108 15L113 24L126 26L134 15V0H103Z\"/></svg>",
    "mask_w": 264,
    "mask_h": 264
}]
</instances>
